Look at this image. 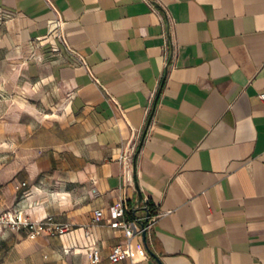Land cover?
<instances>
[{"label":"crops","instance_id":"0c3cea01","mask_svg":"<svg viewBox=\"0 0 264 264\" xmlns=\"http://www.w3.org/2000/svg\"><path fill=\"white\" fill-rule=\"evenodd\" d=\"M0 18L23 101L0 118V200L74 224L0 232V264H264V0H0ZM122 200L156 222L111 262Z\"/></svg>","mask_w":264,"mask_h":264},{"label":"built area","instance_id":"2783aa9c","mask_svg":"<svg viewBox=\"0 0 264 264\" xmlns=\"http://www.w3.org/2000/svg\"><path fill=\"white\" fill-rule=\"evenodd\" d=\"M55 27L58 36L64 38V21L61 18L55 20ZM82 63L86 64L84 58H80ZM264 101V91L259 94ZM138 132L133 129L131 137L124 143L120 160L123 164L124 171L127 174L133 166L134 154L138 146ZM26 182L16 185V188H22ZM24 197V195H22ZM135 207L122 200L113 204L109 211V226L121 229L125 235V241L114 245L109 253L111 262H117L123 257L134 259L135 249L133 246V238L136 235L149 233L156 222V215L147 214L139 221L141 225L136 227L137 219L133 216ZM104 213L98 209L95 211L93 221H99ZM74 228L71 222L58 221L53 215H47L42 219H32L26 211V204L22 200L16 202L12 206H6L0 200V232L4 230L22 231L31 237L40 235H60ZM92 263H96L101 259L100 248L97 244H91L86 247ZM66 252L68 249L65 250Z\"/></svg>","mask_w":264,"mask_h":264},{"label":"rangeland","instance_id":"374dc122","mask_svg":"<svg viewBox=\"0 0 264 264\" xmlns=\"http://www.w3.org/2000/svg\"><path fill=\"white\" fill-rule=\"evenodd\" d=\"M1 21V18H0ZM11 91H9L4 82L0 83V118H3L7 115L5 112V108H17L21 106L23 108L22 98H18L13 96ZM26 103V102H25ZM27 104V103H26Z\"/></svg>","mask_w":264,"mask_h":264},{"label":"water","instance_id":"95a60500","mask_svg":"<svg viewBox=\"0 0 264 264\" xmlns=\"http://www.w3.org/2000/svg\"><path fill=\"white\" fill-rule=\"evenodd\" d=\"M140 201H142V196L140 198ZM144 238H146V233L143 234ZM147 245V244H146ZM152 253V252H151Z\"/></svg>","mask_w":264,"mask_h":264}]
</instances>
